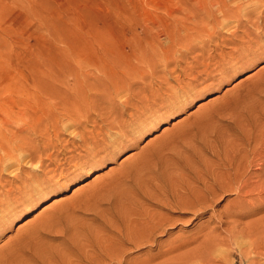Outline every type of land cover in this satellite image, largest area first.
Wrapping results in <instances>:
<instances>
[{"label": "rangeland", "instance_id": "rangeland-1", "mask_svg": "<svg viewBox=\"0 0 264 264\" xmlns=\"http://www.w3.org/2000/svg\"><path fill=\"white\" fill-rule=\"evenodd\" d=\"M226 2L0 0V264H264V189L233 190L264 182V0Z\"/></svg>", "mask_w": 264, "mask_h": 264}, {"label": "bare ground", "instance_id": "bare-ground-1", "mask_svg": "<svg viewBox=\"0 0 264 264\" xmlns=\"http://www.w3.org/2000/svg\"><path fill=\"white\" fill-rule=\"evenodd\" d=\"M227 1V0H226ZM226 1H224V0H213V1H211V2H209V0H207V4L206 5H209V6H216V8H222V7H224V9L227 7V2ZM248 1H250V2H252V0H247V2L246 3H248ZM255 1V0H254ZM221 2H223L222 4L223 5H220L221 4ZM249 2V3H250ZM229 4V3H228ZM254 4V3H253ZM204 5V4H203ZM248 6V5H247ZM204 7H206V8H208L207 6H204ZM202 8V9H205V8ZM211 7V9L213 10V8L215 9V7H213L212 8ZM246 6H244V8H245ZM230 8V7H229ZM228 8V9H229ZM238 9H239V7H237ZM223 9V8H222ZM222 9L220 10V12H222L223 13V15H225L224 13H226V15H228L229 14V11L228 12H226L225 10H223L222 11ZM241 9H242V7H241ZM226 10H227V8H226ZM235 10H237L236 8L234 9V7L233 8H230V11H231V13H236L237 11H235ZM201 11H203V13H204V11H206V14L204 13V15H203V17L202 18H204L205 20H206V18H205V16H207V15H209V14H207L208 12H209V9H207V10H201ZM208 11V12H207ZM211 11V10H210ZM214 11V10H213ZM212 11V12H213ZM216 11V10H215ZM244 11V10H243ZM211 13V12H210ZM214 13H216V12H214ZM196 14V13H195ZM248 14V13H247ZM194 15V14H193ZM249 15H251V13L249 14ZM202 15H200V16H197L196 18H198V17H201ZM221 16V15H220ZM195 17V16H194ZM193 17V18H194ZM210 17H212V16H210ZM225 17V16H224ZM223 17V18H224ZM209 17L207 16V19H208ZM217 18V17H216ZM216 18H215V20H216ZM221 18V17H220ZM246 18V17H245ZM214 19V18H213ZM187 20V19H186ZM193 20H196V19H193ZM197 20H199V19H197ZM200 20H202L201 18H200ZM209 20V19H208ZM207 20V21H208ZM218 20V19H217ZM245 20V19H244ZM204 21V20H203ZM240 21V20H239ZM246 21V20H245ZM175 22V21H174ZM192 22V21H191ZM197 22V21H196ZM190 23V22H189ZM200 23H203L202 21L200 22ZM206 23V21L203 23V24H205ZM207 25L209 24V22L208 23H206ZM255 24V23H254ZM190 25H191V23H190ZM194 25V24H193ZM193 25H191V27L193 26ZM211 25V24H210ZM196 26H197V24H196ZM199 26V25H198ZM212 26H213V24H212ZM262 26V25H261ZM165 27H168L167 28V30H166V32H165V35H166V38H171V36H174L175 37V35H174V31H175V29L177 28H175V26H172V24L170 23V24H168V25H165L164 26V28ZM187 27V26H186ZM181 28H183V27H181ZM215 28V27H214ZM180 30V29H179ZM183 30V29H182ZM185 31H187L186 30V28L184 29ZM183 30V31H184ZM196 30V29H195ZM184 31V32H185ZM215 31V30H214ZM177 32V31H176ZM197 33H199L198 31H196ZM188 33V31L186 32V34ZM195 33V32H194ZM197 33L196 34H194L195 36H197ZM215 33V32H214ZM179 34V33H178ZM183 34H185V33H183ZM185 34V35H186ZM189 34H190V31H189ZM191 34H192V32H191ZM190 34V35H191ZM181 35V33L179 34V36ZM188 35V34H187ZM193 35V34H192ZM184 36V35H183ZM194 36V37H195ZM154 37V36H153ZM156 37V36H155ZM185 37V36H184ZM184 37H178L177 38V40H182V38L184 39ZM188 37H190L189 35L187 36V38ZM193 37V38H194ZM257 37V36H256ZM176 38V37H175ZM174 38V39H175ZM179 38H181V39H179ZM186 38V37H185ZM191 38H192V36H191ZM190 38V39H191ZM193 38H192V41H194L193 40ZM198 38V37H197ZM259 38V37H258ZM189 39V40H190ZM189 40H188V42H189ZM168 41V40H167ZM173 41V40H172ZM172 41H171V43H172ZM185 41L186 40H182L181 41V43H185ZM191 41V40H190ZM203 41V40H202ZM175 42V40L173 41V43ZM178 41H176L175 42V44L176 45H178V43H177ZM187 42V41H186ZM195 42V41H194ZM180 42H179V44H181ZM193 42H191L190 44H192ZM196 43V42H195ZM233 43V42H232ZM194 44V43H193ZM170 45V44H169ZM187 45V44H186ZM186 45H184L185 47H186ZM188 45H189V43H188ZM155 46V45H154ZM173 46H175V45H173ZM179 46H182V45H179ZM190 46V45H189ZM188 46V47H189ZM192 46V45H191ZM187 47V48H188ZM201 47V46H200ZM205 47V46H204ZM203 47V48H204ZM155 48H156V46H155ZM174 48V47H173ZM173 48H171V49H173ZM177 48H180V47H177ZM186 48V49H187ZM194 48V47H193ZM192 47H191V49H193ZM190 49V48H189ZM189 49H187V50H189ZM191 49H190V52H191ZM195 49H198V48H195ZM201 49H202V47H201ZM200 49V50H201ZM207 49V48H206ZM183 50H185V48L183 49ZM193 51V50H192ZM205 50H203V52H204ZM210 51V50H209ZM207 52V51H206ZM207 54H208V52H207ZM163 56V55H162ZM183 56V55H182ZM159 57H160V55H159ZM177 57V59L175 58V56L174 57H172V59L174 58V60L176 59V61L181 57H179V56H176ZM179 57V58H178ZM164 58V57H163ZM169 59H171L170 57H168ZM201 58V57H200ZM205 58H206V56H205ZM161 59V58H160ZM168 59V61L170 62V60ZM195 59V58H194ZM203 59V58H202ZM201 59V60H202ZM174 60H172V61H174ZM180 60V59H179ZM206 60V59H205ZM164 61V60H163ZM171 61V62H172ZM182 61V60H181ZM169 62H167V63H169ZM174 63V62H173ZM197 63V62H196ZM199 63V62H198ZM201 63V62H200ZM163 64H166L165 62L163 63ZM175 64V63H174ZM204 64V63H203ZM176 65V64H175ZM179 65V64H178ZM168 67V66H167ZM191 69H192V67H191ZM177 70V69H176ZM183 70V69H182ZM181 70V71H182ZM185 70V69H184ZM183 72V71H182ZM184 74H185V72H184ZM150 95V94H149ZM150 97V96H149ZM74 118V117H73ZM103 121V120H102ZM104 122V121H103ZM106 122V121H105ZM53 123H56L55 125H56V127H57V125H58V123L57 122H52V124L51 125H53ZM48 124V123H47ZM49 125V124H48ZM3 126L5 127V124H2V125H0V127H2L3 128ZM45 126H46V124H45ZM50 126V125H49ZM42 127H44V124H43V126ZM51 128L50 129H52L53 128V126H50ZM44 129V128H43ZM47 129V128H46ZM49 129V130H50ZM54 129H56L55 127L52 129V130H54ZM4 130L2 129L1 130V128H0V137H1V139H3V141H2V144H1V152H0V161H2V164H3V162H4V164H3V166H2V168L3 169H5V170H10L12 167H14V166H12L11 167V164L13 163V162H10L12 159H14V157H15V155H14V153H12L10 150H12L13 151V149H9V144H10V142H12V141H17V140H15L17 137H18V135H20L19 134V132L20 131H15L13 134H11L10 136H6V134L3 132ZM55 132V131H54ZM42 134H43V132H42ZM45 134V133H44ZM47 134V133H46ZM23 135V134H22ZM83 136V135H82ZM80 138V137H79ZM22 142V141H21ZM248 143V142H247ZM88 144V143H87ZM249 144V143H248ZM246 145V144H245ZM257 146V145H256ZM252 147V146H251ZM252 149V148H251ZM257 150V149H256ZM15 151V150H14ZM261 151V150H260ZM31 152H32V150H31ZM23 153V152H22ZM33 153V152H32ZM28 154V153H27ZM30 154V153H29ZM21 155V154H20ZM26 155V154H25ZM34 155V154H33ZM250 155V154H249ZM262 155H264V154H262ZM18 156V155H17ZM29 156H31V154L29 155ZM241 156V155H240ZM19 157V156H18ZM24 157V156H23ZM22 157V158H23ZM232 157H233V155H232ZM235 157V156H234ZM237 158V157H236ZM17 158H15L14 159V162L16 163V160ZM29 159V158H28ZM32 159H33V157H32ZM233 159V158H232ZM256 159H258V158H256ZM16 160V161H15ZM25 160H27V159H25ZM30 160V159H29ZM236 160V159H235ZM34 161V160H33ZM250 161H251V159H250ZM26 162V161H25ZM32 162V161H31ZM229 162V161H228ZM259 162V161H258ZM261 162V161H260ZM17 163H19V160H18V162ZM27 163V162H26ZM30 163V162H29ZM38 163V162H37ZM43 162H41V164H42ZM231 163H232V161H231ZM230 163V164H231ZM239 163H240V160H239ZM245 163V162H244ZM1 164V165H2ZM32 164V163H31ZM38 164H40V163H38ZM248 164V163H247ZM19 165V164H18ZM43 165V164H42ZM244 165V164H243ZM229 166V165H228ZM262 166H264V165H262ZM261 166V167H262ZM40 167V166H39ZM236 167V166H235ZM230 168V167H229ZM262 168H264V167H262ZM2 169V170H3ZM232 169V168H231ZM239 169H241V168H239ZM238 169V170H239ZM243 169V168H242ZM262 170V171H261ZM244 171V170H243ZM260 171H261V173L262 172H264V169H260ZM11 172H12V170H11ZM218 172V171H217ZM230 172V171H229ZM219 173V172H218ZM223 173V172H222ZM240 173H242V172H240ZM220 174H221V171H220ZM232 174V173H231ZM239 174V172L238 171H234V173H233V176H232V178L233 179H235L236 181H238V178H237V176L239 177L240 176V174ZM243 175H244V173H242ZM258 174V173H257ZM214 175V174H213ZM212 175V176H213ZM219 175V174H218ZM222 175L223 174H221V175H219V176H216V177H218L219 179H217L215 176H214V178H216V179H214L213 180V182H212V184H209V185H204V184H206L207 183V181H206V183H203V185H204V188H203V190H201V191H188L185 195H183L182 196V200H181V198L180 199H178V201H174V203H172V205H170L169 203H168V201H167V203H160V202H157V203H160V204H163V205H166V206H170V207H173V208H176V209H180V210H198V211H200V207H202L203 205H205L206 206V204H207V206H209L208 205V203L209 202H213L214 200H215V198L218 196L217 195V192H226V191H230L231 189H229V188H231V181L232 180H230L228 177H226V178H224V177H222ZM242 176V175H241ZM210 178H212V177H210ZM247 178V177H246ZM261 178V177H260ZM211 180V179H210ZM235 180H233V183H234V181ZM247 180V179H246ZM235 181V183L234 184H236V183H238V182H236ZM199 182V181H198ZM203 182V181H202ZM239 182H242V180L240 181L239 180ZM247 182V181H246ZM242 183V184H239L238 183V185L236 184V188H234L233 190L234 191H236V194H237V197L239 198V199H241V198H245V197H242V195L240 196V194H242L243 192H244V195L246 194H250V195H252L251 193L252 192H254V191H258V192H260V191H262V189H264V182H262V183H259L258 181H256V183L254 182V183H252L251 184V186L248 184V183ZM253 182V181H252ZM258 182V183H257ZM31 184V183H30ZM22 186V185H21ZM190 186V185H189ZM191 189V188H190ZM193 189V188H192ZM229 189V190H228ZM186 190V189H185ZM187 190H188V187H187ZM220 190V191H219ZM154 191V190H153ZM168 191V190H167ZM158 193V192H157ZM178 193V192H177ZM154 195H156V194H154ZM162 195H164V194H162ZM177 195V194H176ZM182 195V194H181ZM245 195V196H246ZM4 196H6V195H4ZM8 196H9V194H8ZM8 196L6 197V198H8ZM21 196V195H20ZM149 196V195H148ZM148 196H146L147 198H148ZM165 196V195H164ZM163 196V197H164ZM167 196V195H166ZM173 196V195H172ZM145 197V198H146ZM150 197V196H149ZM155 197V196H154ZM255 197H257V196H255ZM144 198V197H143ZM152 198V197H151ZM156 198V197H155ZM218 198V197H217ZM216 198V199H217ZM248 198V197H247ZM10 199H12V198H10ZM22 199V198H21ZM164 199V198H163ZM158 200V199H157ZM246 200V199H245ZM161 201V200H160ZM164 202H165V200H164ZM173 202V201H172ZM156 203V202H155ZM6 204V203H5ZM140 204H141V202H140ZM3 205V204H2ZM161 206V205H160ZM159 206V207H160ZM169 207V208H170ZM197 207L199 208V209H197ZM204 207V206H203ZM203 207L201 208V209H203ZM161 208V207H160ZM168 208V207H167ZM206 208V207H205ZM143 209V208H142ZM231 209V208H230ZM233 209V208H232ZM175 210V209H174ZM205 210V209H204ZM189 211V212H190ZM195 211V212H196ZM202 211V210H201ZM224 211V210H223ZM155 212V211H154ZM154 212L152 213V214H150L149 213V215L147 214V212L145 213V214H147V216L144 214V219H143V222H142V220L140 219V222H142V225H141V230L142 231H144V232H146V233H149V234H152L153 232H155V231H158V230H163V228H164V226H165V224H167L169 221V217L167 218L166 216V218H163L162 216H159L158 214L159 213H157V215L155 214L154 215ZM181 212V211H180ZM132 213V212H131ZM171 213V212H170ZM192 213V212H191ZM130 214V213H129ZM138 214V213H137ZM192 214H194V212L192 213ZM197 214V213H196ZM164 215V214H163ZM133 216V215H132ZM143 216V215H142ZM140 217V216H139ZM173 218V217H172ZM139 219V218H138ZM173 220V219H172ZM166 221H167V223H166ZM135 227V226H134ZM126 228V227H125ZM128 228V227H127ZM139 229V228H138ZM140 230V229H139ZM121 232V231H120ZM126 232V231H125ZM125 232H124V234H125ZM119 233V232H118ZM131 233V232H130ZM146 233H144V237H145V234ZM211 234V233H210ZM122 235V234H121ZM128 235V234H127ZM137 235V234H136ZM138 235H140V234H138ZM129 236V235H128ZM143 236V235H142ZM205 236V235H204ZM209 236V235H208ZM207 236V237H208ZM212 236V235H211ZM213 236H215V235H213ZM133 237V236H132ZM139 237V236H138ZM147 237V239H149L150 240V235H147L146 236ZM202 237V236H201ZM128 238V237H127ZM136 238H137V236H136ZM250 238V237H249ZM129 239V238H128ZM139 239H141V240H144L143 239V237L141 238V236H140V238ZM216 239V238H215ZM132 240V239H131ZM118 241V240H117ZM212 241V240H211ZM211 241H209V242H211ZM120 242V241H119ZM140 242V241H139ZM207 242V241H206ZM216 242V241H215ZM251 242V241H250ZM249 242V243H250ZM128 243H129V240H128ZM136 243H137V241H136ZM146 243H148V240H147V242ZM254 243V242H253ZM121 244V243H120ZM130 244V243H129ZM239 244H240V242H239ZM139 245V244H138ZM147 245V244H146ZM207 245H208V242H207ZM211 246H213V244H210ZM253 245V244H252ZM143 246V245H142ZM215 246V245H214ZM105 247V246H104ZM136 247V246H135ZM248 247H250L251 248V246H249L248 245ZM248 247H246V248H248ZM255 248V247H254ZM222 251V250H221ZM113 252V251H112ZM216 252V251H215ZM219 252V251H218ZM222 252H224V251H222ZM243 252V251H242ZM246 252V251H245ZM251 252V251H250ZM109 253H111V252H109ZM167 254H168V252H166ZM220 253V252H219ZM252 253V252H251ZM251 253H250V255H251ZM254 254H255V252H254ZM220 255V254H219ZM222 257V256H221Z\"/></svg>", "mask_w": 264, "mask_h": 264}]
</instances>
